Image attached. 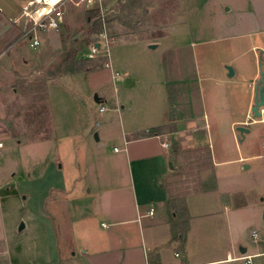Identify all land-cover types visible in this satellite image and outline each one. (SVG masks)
I'll use <instances>...</instances> for the list:
<instances>
[{
    "label": "rangeland",
    "instance_id": "rangeland-1",
    "mask_svg": "<svg viewBox=\"0 0 264 264\" xmlns=\"http://www.w3.org/2000/svg\"><path fill=\"white\" fill-rule=\"evenodd\" d=\"M28 1L0 0V253L9 252L14 243L26 244L28 248L34 246L39 241L36 237L41 236L37 222L40 219L65 222L70 218L67 207L60 208L57 203L67 205L86 192L84 167L96 152H89L81 138L73 137L74 129L76 135H81L85 127L98 122L94 133L102 136V142L97 145L100 151L97 154L113 158L114 148H124L122 126L145 130L166 112L168 123L160 127L161 143L168 145L163 148L178 163L167 189L171 240L157 239L158 248L154 249L155 254L151 253V261L156 264L159 252L164 253L165 248L167 264L211 256L206 243L190 241L185 246L184 241L177 239L189 228L181 210L184 199L203 186L211 165V147L186 145L188 139L200 137L202 133L193 132V124L188 127L186 124L194 118L195 109L201 110L204 104L208 111H213L211 103L216 98L227 105L229 97L225 92L221 94L226 85L219 83L218 77L233 83L237 77L228 79L225 67L237 68L239 63L253 60L252 51L246 49L240 58L233 49L224 48V40H216L221 23L217 8L220 3L234 0H209L205 7L196 0H98V7L91 11L68 2L58 30L37 32L39 44L35 47L23 31L32 26L30 20L25 26L27 17L22 11ZM41 11L42 7L38 13ZM257 38L254 36L251 40ZM153 45L155 48L151 49ZM255 54L259 55L258 51ZM83 65L79 73H87L85 79L69 78ZM161 77L167 87V108ZM179 77L187 79L182 88ZM50 85L53 86L49 102ZM249 91L244 84L238 92L236 99L240 108L247 99L253 106V94ZM94 94L103 103L96 104ZM116 105L124 107L122 118L112 111ZM101 106L107 108L103 113L98 112ZM172 108L176 112L170 120L168 114ZM53 119L63 128L58 142ZM250 128L247 140L241 144L235 143L231 132L217 133L215 129L212 132L211 144L220 154L225 153L230 160L241 154L252 157L247 163L251 169L245 172L246 176L237 175L236 162L218 168L225 186L230 188L233 182L264 184L261 147L264 121L251 123ZM234 132L238 136L235 127ZM181 141L185 143L183 146ZM101 163L93 161L92 165L97 169ZM58 183L61 190L51 187ZM255 192L247 190L233 195L236 200L244 197L250 203L258 198ZM262 204L258 213L263 226H252L254 210L250 207L243 209L239 216L236 229L243 236L241 243L249 248L251 245L246 239L250 228L256 230L258 243L264 246ZM32 212L35 217L29 215ZM24 222L28 227L19 232L18 227ZM212 234L215 233L210 231L209 236ZM184 253L189 254L187 259ZM243 257L247 256L238 251L234 264H246ZM250 261L264 264V257Z\"/></svg>",
    "mask_w": 264,
    "mask_h": 264
},
{
    "label": "crops",
    "instance_id": "crops-1",
    "mask_svg": "<svg viewBox=\"0 0 264 264\" xmlns=\"http://www.w3.org/2000/svg\"><path fill=\"white\" fill-rule=\"evenodd\" d=\"M196 1L202 4V7L209 3V0ZM217 9L221 23L217 28L216 40H224V48L233 49L239 57L244 55L246 49L252 51L253 60L249 59L246 64L239 63L237 68L232 65L233 76L227 78L236 76L233 83L221 81L218 77L219 83L223 82V86L226 85L222 87L221 94L225 92L229 97L230 102L227 105L224 106V103L222 104L216 98L211 103L213 111H208L204 104L201 110L195 109L194 118L189 119L190 122L188 120L186 124V127L193 124V132H202L200 137L193 136L188 139L186 145L211 147V165L203 179V186L196 188L193 194L184 199L181 210L184 214L183 221L189 228L183 235L175 238L184 241L185 246L190 241L204 242L212 253L204 260L193 262L184 260L176 264H234L239 247L246 249L243 255L251 257L252 262L256 258L264 257V246L258 243L256 230L248 229L246 240L251 245L249 248L241 243L243 236L236 229L240 213L247 207L254 210L252 226H263L258 210L259 205L264 204V184L259 186L251 182H233V187L230 188L225 186L218 172L220 166L236 162L239 165L236 170L237 175L246 176L245 172L251 169V164L247 163L252 157L241 154L237 159L230 160L225 153L220 154L215 145L211 144L214 129L217 133L231 132L235 143L238 142L233 128L246 127V122L251 116L253 106L250 100L247 99L245 105L240 108L236 98H239L238 92L242 90L244 84L250 88L251 96L253 94L250 82L258 75V55L256 56L255 53L257 51L260 53V50L264 49V0L227 1L220 3ZM27 22H29L28 17L25 26ZM23 31L25 32L26 29L24 28ZM254 36L258 38L252 41L251 38ZM86 74L75 73L69 78L85 79ZM161 78L160 84L164 89V104L167 108L169 105L167 87L164 85V78ZM116 80L119 79L116 78ZM123 80L124 78H121L119 81ZM185 80L187 79L179 77L181 88ZM199 83L198 81L203 94V87ZM51 86L53 85H50L47 90L49 102ZM102 99L106 102L105 98L102 97ZM123 109L122 105H116L112 111L122 118ZM220 110L225 112L222 114ZM197 113H201L205 118L203 119L201 114L199 116ZM165 116L166 112L145 130L137 127L126 129L122 126L124 148L121 150L114 148L113 158L105 154H97L100 152L97 145L102 142L101 135L100 137L97 135L98 141L93 138L96 134L94 127L99 126L98 122L85 127L81 135H76L74 129L73 137H78L79 140L81 138L89 152L94 150L96 152L84 167L83 187L86 192H83V196L70 200L67 205L57 203L61 206L60 208L67 207L70 218L65 222L53 219L52 224L44 219L36 221L41 232V236L36 237L39 241L30 248L26 244L14 243L9 252L4 255L3 252L0 253V264H153L151 253L155 254L154 249L158 248V240H171L170 224L167 220L169 195L167 189L178 163L176 157L162 147L161 134L153 137H144L143 134L149 129L166 126L168 119ZM263 121H251V123ZM53 123L55 141L58 142L63 128H60L54 119ZM250 125L247 128L251 132ZM247 134L242 142H239L240 144L247 140ZM263 142L264 140L261 147ZM183 144L185 143L181 141V146ZM262 149L264 150L263 147ZM260 157L262 156H257V158ZM93 161L102 163L95 169L92 165ZM51 187L60 189L61 186L58 183ZM247 190L256 191L258 198L249 203L240 195L241 198L236 200V194ZM29 215L36 216L33 212ZM23 224L22 232L28 227V223ZM210 231L215 234L209 236ZM253 233L256 236H252ZM160 234L161 237H159ZM163 251L164 253L159 252L156 264H167L166 248ZM184 255L186 259L189 257V254L184 253Z\"/></svg>",
    "mask_w": 264,
    "mask_h": 264
},
{
    "label": "built area",
    "instance_id": "built-area-1",
    "mask_svg": "<svg viewBox=\"0 0 264 264\" xmlns=\"http://www.w3.org/2000/svg\"><path fill=\"white\" fill-rule=\"evenodd\" d=\"M71 2L75 6L80 7L86 11L94 10L98 7V0H59L56 3H49L47 10L43 13H38L39 9L46 3V0H30L22 7L23 13L31 20L32 26L29 30L25 31L24 37L32 43L31 46L35 47L39 44L37 32L55 31L58 30L64 19V6ZM99 4V3H98ZM95 48H93L92 52ZM92 58V55L89 57ZM105 107H99V112H103ZM162 147H168L166 143ZM262 147L264 148V142ZM116 150V149H115ZM252 236H256L254 233ZM246 264H251L249 256L243 257Z\"/></svg>",
    "mask_w": 264,
    "mask_h": 264
},
{
    "label": "water",
    "instance_id": "water-1",
    "mask_svg": "<svg viewBox=\"0 0 264 264\" xmlns=\"http://www.w3.org/2000/svg\"><path fill=\"white\" fill-rule=\"evenodd\" d=\"M96 47L99 48V44H96ZM151 49H154L155 46H150ZM257 67H258V75L256 79L251 80L250 84L252 86V93H253V107L252 113L249 117V121L247 124H250L251 121H255V119L264 120V49L260 50L257 59ZM227 70V77L233 76V69L230 66L225 67ZM93 101L97 104L101 103V99L98 97L97 94H94ZM175 109L172 108L169 112V116L171 119L175 118ZM236 132L238 133L237 139L239 142H242L243 137L245 134L249 133L250 130L245 126H240L235 128ZM95 141H98L97 134L93 136ZM24 229V224L20 223L18 227V231L21 232ZM238 251L241 254L246 252V249L243 247H239Z\"/></svg>",
    "mask_w": 264,
    "mask_h": 264
},
{
    "label": "trees",
    "instance_id": "trees-1",
    "mask_svg": "<svg viewBox=\"0 0 264 264\" xmlns=\"http://www.w3.org/2000/svg\"><path fill=\"white\" fill-rule=\"evenodd\" d=\"M88 18L90 19L91 17H88ZM89 19H88V20H89ZM98 22H99V21H98ZM83 64H85V62H83ZM84 67H85V66L83 65L81 68H79V69L77 70V73H79V71H81ZM86 71H88V69H86ZM161 132H162V129H161L160 127H157V128H153V129H151L150 131L144 133L143 136H144V137L158 136V135L161 134Z\"/></svg>",
    "mask_w": 264,
    "mask_h": 264
},
{
    "label": "bare ground",
    "instance_id": "bare-ground-1",
    "mask_svg": "<svg viewBox=\"0 0 264 264\" xmlns=\"http://www.w3.org/2000/svg\"><path fill=\"white\" fill-rule=\"evenodd\" d=\"M57 1L59 0H46V3L44 5H42V13L45 12L49 6V3L52 4V3H56Z\"/></svg>",
    "mask_w": 264,
    "mask_h": 264
}]
</instances>
